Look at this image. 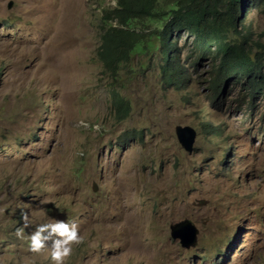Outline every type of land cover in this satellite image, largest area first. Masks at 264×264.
Returning a JSON list of instances; mask_svg holds the SVG:
<instances>
[{
  "label": "rangeland",
  "instance_id": "obj_1",
  "mask_svg": "<svg viewBox=\"0 0 264 264\" xmlns=\"http://www.w3.org/2000/svg\"><path fill=\"white\" fill-rule=\"evenodd\" d=\"M115 3L0 0V264H50L27 236L64 219L82 235L66 264H264V97L248 104L246 82L215 92L219 62L186 29L182 87L164 86L155 48L106 70L99 23ZM249 20L264 41V10ZM114 89L132 105L122 121ZM178 125L195 130L192 151ZM185 219L191 247L171 236Z\"/></svg>",
  "mask_w": 264,
  "mask_h": 264
},
{
  "label": "trees",
  "instance_id": "obj_2",
  "mask_svg": "<svg viewBox=\"0 0 264 264\" xmlns=\"http://www.w3.org/2000/svg\"><path fill=\"white\" fill-rule=\"evenodd\" d=\"M249 8L264 10V0H116L115 5L101 10L97 55L106 70L118 73L134 55L159 49L164 59V86L182 87L185 74L179 69L175 37L186 29L193 36V51L219 62L215 92L220 93L219 88L232 81L246 82L244 97L254 105L258 97H264V41L255 39ZM231 29L235 38H230ZM112 94L116 115L122 121L131 114L132 105L118 89ZM202 125L212 133L220 129L212 121Z\"/></svg>",
  "mask_w": 264,
  "mask_h": 264
},
{
  "label": "clouds",
  "instance_id": "obj_3",
  "mask_svg": "<svg viewBox=\"0 0 264 264\" xmlns=\"http://www.w3.org/2000/svg\"><path fill=\"white\" fill-rule=\"evenodd\" d=\"M21 219L27 227L30 223L27 214L22 213ZM22 232L23 228H18L17 236L19 237ZM27 240L30 252L39 253L47 250L50 264H66L73 252V245L82 241V235L75 220L64 219L37 224L28 234Z\"/></svg>",
  "mask_w": 264,
  "mask_h": 264
},
{
  "label": "water",
  "instance_id": "obj_4",
  "mask_svg": "<svg viewBox=\"0 0 264 264\" xmlns=\"http://www.w3.org/2000/svg\"><path fill=\"white\" fill-rule=\"evenodd\" d=\"M176 134L181 145L188 151H192L193 143L195 140L196 132L190 126L176 127ZM94 191L97 190V185L94 183ZM171 236L175 239H180V242L185 247L194 246L197 242L198 229L194 226L190 220L185 219L183 221L171 224Z\"/></svg>",
  "mask_w": 264,
  "mask_h": 264
}]
</instances>
